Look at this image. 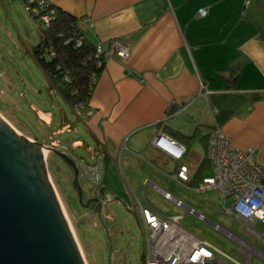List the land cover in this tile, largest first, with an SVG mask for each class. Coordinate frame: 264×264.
Listing matches in <instances>:
<instances>
[{
	"label": "crops",
	"instance_id": "1",
	"mask_svg": "<svg viewBox=\"0 0 264 264\" xmlns=\"http://www.w3.org/2000/svg\"><path fill=\"white\" fill-rule=\"evenodd\" d=\"M49 1L79 17L81 30L96 44L108 47L118 38L131 45L127 58H105L88 105L79 107L95 143L88 150L90 161L97 152L104 153L101 192L108 188L128 207L132 202L148 205L178 222L196 218L187 213L191 207L165 198L162 193L168 191L151 181L165 182L168 175L172 179L179 165H185L189 180L173 179L194 190L212 174L207 146L213 128H220L236 147L254 149L264 186V0ZM160 136L183 149L179 159L152 146ZM143 169L147 174H141ZM153 191L185 212L164 215ZM209 192L216 193L212 202L219 209L217 190L196 193ZM129 209L137 218L135 209ZM196 209L204 217L200 220L224 227L213 221L210 205ZM235 223L241 230L232 231L237 235V261L251 264L256 257L264 264L262 240L233 218L231 230Z\"/></svg>",
	"mask_w": 264,
	"mask_h": 264
},
{
	"label": "rangeland",
	"instance_id": "2",
	"mask_svg": "<svg viewBox=\"0 0 264 264\" xmlns=\"http://www.w3.org/2000/svg\"><path fill=\"white\" fill-rule=\"evenodd\" d=\"M39 28H43L40 19L29 13L24 0H0V116L18 133L45 145L50 143L49 146L75 162L82 202L67 161L47 151L44 167L85 264H141L143 236L133 211L108 188L101 192L97 184L84 179L79 157L91 162L88 150H92L95 143L85 127L82 112L77 107L71 109L62 100L32 58L30 48L39 41ZM61 123H66L64 128ZM193 153L192 149L183 158L186 164L190 163ZM145 173L146 169H143L141 174ZM116 176L123 188L122 177L119 173ZM168 176L165 182H151L196 211H199L196 207L210 205L213 221L225 228L231 226V216L218 211V206L212 202L215 192L197 194L195 189L180 185ZM153 195L164 215L185 212L163 199L158 192L153 191ZM90 199L96 201L88 203ZM179 223L225 255L240 260L236 244L204 221L187 216ZM231 228L236 234L241 231L237 223ZM254 242L258 244V241ZM251 264L262 262L253 257Z\"/></svg>",
	"mask_w": 264,
	"mask_h": 264
},
{
	"label": "built area",
	"instance_id": "3",
	"mask_svg": "<svg viewBox=\"0 0 264 264\" xmlns=\"http://www.w3.org/2000/svg\"><path fill=\"white\" fill-rule=\"evenodd\" d=\"M24 1L29 13L38 17L43 26L50 24L54 9L49 0ZM198 12L201 16L206 13L204 9H199ZM130 48V43L115 38L110 41L108 47L97 43L96 53H104L105 58L113 55L127 58ZM152 146L175 160L183 154V149L174 141L162 136L155 138ZM207 157L212 162V174L202 178L195 188L196 192L217 190L220 211L231 216L234 222L238 221L246 231L264 243V186L260 182L262 170L255 159L254 149L236 147L220 128H213L208 134ZM103 160L102 151L95 154L94 162L79 158V167L84 179L99 187L103 186ZM172 177L187 182L190 177L187 166L179 165ZM162 194L165 198L172 199L176 205H182L180 200L173 199L168 192ZM107 196L111 198L109 193ZM129 207L135 209L142 231L143 264H247L243 260L238 262L189 233L179 224L178 218L164 217L150 206L135 202ZM187 213L204 220L201 214L191 208H187ZM212 227L237 244V235L230 228L218 224H212Z\"/></svg>",
	"mask_w": 264,
	"mask_h": 264
},
{
	"label": "water",
	"instance_id": "4",
	"mask_svg": "<svg viewBox=\"0 0 264 264\" xmlns=\"http://www.w3.org/2000/svg\"><path fill=\"white\" fill-rule=\"evenodd\" d=\"M17 131L0 116V264H85L47 180L42 147L70 165L82 202L75 162Z\"/></svg>",
	"mask_w": 264,
	"mask_h": 264
},
{
	"label": "trees",
	"instance_id": "5",
	"mask_svg": "<svg viewBox=\"0 0 264 264\" xmlns=\"http://www.w3.org/2000/svg\"><path fill=\"white\" fill-rule=\"evenodd\" d=\"M50 6L54 9L51 22L39 28V41L30 53L50 86L74 110L88 105L105 57L104 53L97 55L96 42L81 30L79 17Z\"/></svg>",
	"mask_w": 264,
	"mask_h": 264
},
{
	"label": "bare ground",
	"instance_id": "6",
	"mask_svg": "<svg viewBox=\"0 0 264 264\" xmlns=\"http://www.w3.org/2000/svg\"><path fill=\"white\" fill-rule=\"evenodd\" d=\"M9 124V123H8ZM10 125V124H9ZM11 126V125H10ZM12 127V126H11ZM13 128V127H12ZM18 133V132H17ZM19 134H21V133H19ZM42 152H43V158L44 157H46V152H47V150H46V148L45 147H42ZM46 177H47V180L50 182V180H49V177L46 175ZM51 183V182H50ZM51 185V184H50ZM69 223V222H68ZM70 225V224H69ZM71 229V228H70ZM72 231V230H71ZM73 234V233H72ZM74 239H75V237H74ZM75 242H76V240H75ZM76 245H77V243H76ZM77 248H78V250H79V252H80V255L82 256L83 254H82V252H81V249H80V247L77 245ZM82 258H83V256H82ZM85 262V261H84Z\"/></svg>",
	"mask_w": 264,
	"mask_h": 264
}]
</instances>
